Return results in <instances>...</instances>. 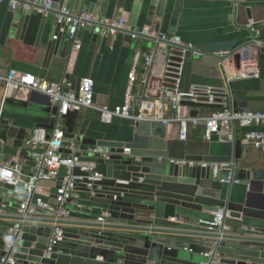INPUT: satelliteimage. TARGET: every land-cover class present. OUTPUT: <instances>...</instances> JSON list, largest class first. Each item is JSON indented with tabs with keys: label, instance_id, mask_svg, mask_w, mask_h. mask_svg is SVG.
Returning <instances> with one entry per match:
<instances>
[{
	"label": "water",
	"instance_id": "95a60500",
	"mask_svg": "<svg viewBox=\"0 0 264 264\" xmlns=\"http://www.w3.org/2000/svg\"><path fill=\"white\" fill-rule=\"evenodd\" d=\"M51 1L56 4L58 0ZM182 1L136 0L129 25L136 27L137 20L141 18L144 26L154 27L156 33L165 28L174 32L177 14L168 10L179 7ZM222 1L231 3L233 14L246 8L248 17L251 11L245 4L264 2ZM55 4L51 5L52 9ZM81 9L86 12L88 7ZM36 14V11L26 12L21 24L25 25L29 16ZM58 31L59 26H56L57 36ZM128 34L145 37L133 31ZM172 34L169 33V36ZM63 37L58 36L49 42L50 55L60 45L59 41H64ZM249 37L247 40L222 42L224 45L221 43L207 54L222 63L223 67L233 64L238 70L241 62L246 60L249 49L255 45L252 34ZM68 79L71 90H75L76 78L68 76ZM34 93L26 101L6 99L2 109L5 105H40L51 118L45 128L53 131L57 107H51L46 96L35 93L41 95L36 97ZM228 95L231 101L229 91ZM183 105L194 108L191 116L197 115L198 108H214L193 103ZM236 106L233 103V108ZM62 121L63 144L75 150L66 149L64 152L78 158L72 169V175L80 178L77 199L89 206L73 205L69 220L61 221H55L53 213L40 208L33 209L32 217L0 216V220L8 221L0 223V260L4 256L2 247L7 230L18 221L21 223L20 236L13 243L16 264H264V170L247 169L241 163L244 135L237 139L235 124L231 126L230 135L221 127L212 136L206 154H185L179 160H174L165 141L166 127L161 123L138 122L131 139L120 142L87 137L85 132L89 121L83 120L80 112H69ZM0 122H4L1 121V114ZM14 130L10 128L8 137H12ZM22 142L17 139L9 146L4 138H0V154L15 156L23 147ZM94 147H103L104 154L90 157L87 149ZM125 150L129 152L125 153ZM26 154L23 174L29 175L25 172L31 170L34 163L30 151H26ZM214 164L227 165L229 170L218 171L214 176L210 169V165ZM84 169L93 170L101 178L88 181L90 173ZM65 174V169L60 168L58 181ZM224 176L229 177L227 183L221 182ZM238 187L243 192H238ZM11 191L12 187L0 182V206L6 205ZM54 198L55 190L50 198L35 194L32 204L35 205L37 200L47 204ZM74 201L70 199L68 205ZM7 204L15 211L19 209L17 201ZM198 213H221V227L202 225L200 227L204 231L185 229L183 226H189L192 220L198 219ZM101 214L108 216L107 223L97 221ZM55 224L62 226L61 240L46 254ZM206 253H209L208 257L204 256ZM97 258L101 261H97Z\"/></svg>",
	"mask_w": 264,
	"mask_h": 264
},
{
	"label": "crops",
	"instance_id": "0c3cea01",
	"mask_svg": "<svg viewBox=\"0 0 264 264\" xmlns=\"http://www.w3.org/2000/svg\"><path fill=\"white\" fill-rule=\"evenodd\" d=\"M49 1L55 4L51 0ZM136 0H58L54 9L67 7L70 10L82 13L81 7H88L87 13H93L97 18L88 28L80 30L77 39L80 42V49L76 50L73 45L69 46V40L63 35L64 41L50 55L48 44L56 35V24L54 22V11L46 17L40 14L30 15L24 25L21 18L26 12L19 9L12 11L7 3L0 4V78L8 72L14 71L19 74L32 75L49 83L59 84L64 80L69 82L68 76L77 80L91 78L94 82V104L96 107L113 109L123 103L124 92L127 85L128 73L132 67L136 54L141 59L137 67V81L134 85L135 96L145 90L144 101L153 102L154 113L163 119H169L171 112L167 103L159 96V89L162 77L168 63L170 48L167 45L159 44L153 40L154 37H138L133 40L128 32L146 28L140 18L136 27L129 25V18ZM250 8V17L245 9L233 14L230 2L222 0H189L182 1L179 7H172L170 13L177 14V22L174 32L165 28L159 33H173L183 44H192L199 53L189 52L186 55L181 75L180 88L187 91L193 85L225 88L230 92L231 105L236 103V108L246 107L253 112L264 113V2L256 4H245ZM98 10V12H96ZM122 21V27L115 34L107 32L104 28L111 22ZM254 23L257 29L253 33L248 24ZM24 25V27H23ZM152 33L155 28H148ZM252 34L255 45L249 50V54L236 70L235 65L223 67L215 58L207 53L213 52L222 42L231 39H249ZM61 39V40H62ZM223 44V43H222ZM224 45V44H223ZM156 50V60L152 67L147 84L143 83L142 58ZM223 67V68H222ZM251 68L258 74V77L239 79L235 76L242 69ZM0 84V96H1ZM32 92H12L8 99L26 101ZM34 96L41 97V95ZM137 103L142 100H137ZM191 110H193L191 108ZM190 110V113H191ZM198 118L209 116L215 108L196 109ZM181 111V115L183 114ZM83 120L89 121L85 135L89 138L105 141L125 142L131 139L135 124L129 120L114 118L111 123H102L97 110L84 109L81 112ZM50 116L43 112L40 105L33 107H21L5 105L1 112L0 138L12 146L15 141L23 140V147L16 152L15 156L0 154V164L7 161L22 163L27 161L26 143L34 130L40 129L48 136L52 131L45 127L49 125ZM42 125V126H40ZM10 128H15L12 137H8ZM203 122L196 125H189L185 141L178 138V126L172 124L166 127V142L168 151L174 160H179L182 155L206 154L208 143L203 140ZM247 129L236 126V137L240 139ZM241 163L247 169L264 170V150L256 149L251 144L242 140ZM1 145V143H0ZM38 150L43 146L39 145ZM67 149H72L73 147ZM30 173V170L25 172ZM25 175V174H24ZM24 177H22L23 179ZM226 178V176H224ZM57 185V180L42 181L39 183L36 194L50 198ZM238 192L243 190L238 187ZM236 191V192H237ZM16 200L12 195L5 201L6 205L0 206L1 217H16L17 211L9 206L8 202ZM51 203L52 200H49ZM73 205L80 207L89 206L86 202L76 199ZM85 215V213H83ZM198 219L190 222L189 226H183L190 231H204L197 227V221L207 219L213 214H199ZM32 217V214L30 215ZM104 218L105 214L97 217ZM65 220H69L65 218ZM7 220H0L6 223ZM103 223H107L104 220ZM97 261H101L97 258Z\"/></svg>",
	"mask_w": 264,
	"mask_h": 264
},
{
	"label": "built area",
	"instance_id": "2783aa9c",
	"mask_svg": "<svg viewBox=\"0 0 264 264\" xmlns=\"http://www.w3.org/2000/svg\"><path fill=\"white\" fill-rule=\"evenodd\" d=\"M1 3H7L12 11L17 9L28 12L36 11L42 16H47L54 11V22L59 26L58 35H64L72 42L73 47L80 49V42L77 39V34L80 30L88 28L97 18L93 13H77L67 7L52 9V3L41 0H0ZM122 27V21L111 22L104 29L109 34H115ZM248 28L256 33L257 29L254 23L248 24ZM138 36H151L159 44L167 45L170 50L168 53V63L166 65L162 83L159 89V96L169 106L171 117L163 119L160 115H156L155 105L153 102L144 101L145 90L138 96H135L134 85L137 81V67L141 61L139 55L136 54L133 60L132 67L128 73L127 85L124 92L123 103L113 109L106 107H96L94 104V82L91 78L80 80L75 90H71V84L64 80L59 84L49 83L45 80L38 79L32 75L19 74L14 71L8 72L4 77L0 78L1 96H0V114L2 106L6 99L9 98L12 92H35L46 96L49 99L51 107H57L55 116V126L49 138L43 130L36 129L31 134L26 143L30 149V158L34 166L30 170L29 175L23 174L22 163H14L7 161L0 164V182L12 187L11 194L19 203L17 210L18 217H29L34 208L44 209L54 214L55 221L65 220L69 216L67 208L70 199H77V184L80 181L79 177L72 175V169L78 162V158L73 154L68 155L64 152L67 147L63 144L64 131L62 118L69 112H81L84 109L97 110L99 119L102 123H111L114 118L125 119L133 122H151L161 123L165 127L172 124L178 126V138L180 141H185L188 133L189 125H196L203 122V140L210 143L214 134L220 131V128L225 129V133L230 135L232 132L231 126L247 129L244 135V141L251 144L256 149L264 150V113L250 111L246 107L233 108L229 100L228 91L225 88H217L210 86L193 85L189 90L183 91L180 88L181 75L186 55L189 52L199 53L192 44H183L174 34L152 33L150 29L144 28L136 32ZM133 40L138 37L131 35ZM55 35L53 39H57ZM156 60V50L146 54L142 58L143 64V83L147 84L152 67ZM239 79L249 77H258V74L251 68L242 69L235 76ZM137 100H142L137 103ZM183 103H193L195 105H209L215 108V111L209 116L198 118L191 116L190 110L192 107L184 106ZM194 109V108H192ZM184 111L181 115V111ZM192 111V110H191ZM39 145L43 146L42 150H38ZM103 147H94L87 149V152L93 157L95 154H104ZM129 150H125L128 153ZM60 168H64L66 174L62 180L58 181ZM214 176L218 171H227V165L214 164L210 165ZM89 172L88 181H95L101 176L91 169H84ZM22 177H24L22 179ZM229 177L221 179L222 183H227ZM57 180L55 187V198L50 203L43 204L37 200L36 204H32L33 196L36 194L38 185L42 181ZM108 216L99 217L97 221L103 223ZM222 214H213L207 219L197 221V227L206 225L211 228H220L222 223ZM53 234L50 236L45 253L49 254L53 245L61 240L62 230L61 225L55 224ZM21 223L14 222L7 230L3 239L2 252L4 256L0 260V264H16L13 258L15 247L13 243L20 236ZM205 257L209 253L204 254Z\"/></svg>",
	"mask_w": 264,
	"mask_h": 264
}]
</instances>
